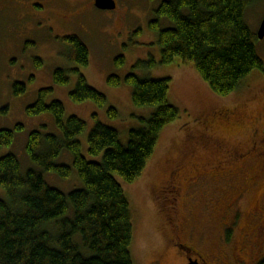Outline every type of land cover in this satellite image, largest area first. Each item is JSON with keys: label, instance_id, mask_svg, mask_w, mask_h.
I'll use <instances>...</instances> for the list:
<instances>
[{"label": "rangeland", "instance_id": "1", "mask_svg": "<svg viewBox=\"0 0 264 264\" xmlns=\"http://www.w3.org/2000/svg\"><path fill=\"white\" fill-rule=\"evenodd\" d=\"M117 1L118 9L114 11L97 10L89 4L82 6L78 9L79 17L70 23L57 21L53 24L54 33H47L48 28L43 26V29H47L46 33L38 40L36 47L21 55H25V60L22 59L24 62L12 66L6 61L4 70L7 73L5 77H0V83L5 84L0 91V130H14L15 141L14 149L13 146L0 147V158L8 154L15 155L13 149L26 163L23 148L29 134L41 126H48L45 132L55 133L50 115L30 117L27 113L28 107L38 100L39 92L50 89L52 92L46 99L47 103L62 102L66 120L75 116L87 124V130L79 138L82 153L87 159L100 162L101 158H91L88 153V136L97 122L115 129L121 143L127 146L129 133L140 129L143 126L141 119H148L154 113V109L140 108L133 103V89L125 78L135 72L140 78L170 79L169 104L180 110V117L165 127L152 159L135 184H126L117 179L131 208L133 263L186 264L181 251L169 245L171 233L167 225L169 221L166 223L165 217L171 220L175 216L168 209V201L173 199L178 200L177 216L186 217L191 230L188 234L190 239L186 240L198 252L201 251L209 264L257 263L264 255V75L254 74L230 97H217L192 66L177 60L169 66L160 65L158 34L150 29V23L155 19L152 18V12L161 0H134L132 3ZM16 15L15 6L0 1V20H11V23L0 22V32L2 27L11 31L18 25L14 23ZM263 20L264 0H259L246 12V22L251 31L257 34ZM38 27H41L38 23L29 24L31 30ZM161 28H165V21H161ZM70 36L80 39L89 51V65L81 67L79 73L89 86L107 98L105 107L93 102L75 103L71 100L70 94L76 89L79 80V73L73 69L79 68L70 63L71 51L63 40ZM2 38L0 33V40ZM15 43L16 38L6 42L8 54ZM37 47L39 49L35 51ZM256 50L264 61V40L256 42ZM31 55L42 62L41 69L28 60ZM121 57L125 58L124 62H119ZM150 59L157 63L154 68L144 64ZM139 63L143 65L138 67ZM57 70L69 73L67 85L60 86L54 82ZM113 76L122 79L120 86L110 85L109 79ZM33 77L34 81L31 82ZM16 83L26 85L25 94L21 97L14 94ZM111 108L117 111V117L110 116ZM235 108L234 115L227 116L225 122L215 123L210 128L209 118L214 112ZM6 109L7 114H2ZM202 120L206 121L204 127L211 133L205 137L204 147L210 138L212 144L218 139L223 140L228 148H233L229 150L230 153L240 145L249 150L254 144L252 136L257 135V149L253 155L233 157L234 160H231L229 153L223 152L219 161L208 163L204 161L208 152L200 156L195 153V158L189 159L194 162L191 171L185 172L183 176L181 173L172 180L183 186L181 195H170L163 189L171 185L166 183L171 172L170 166L184 163L183 155L188 148L185 141L189 135L201 134L197 130L203 131L199 123ZM19 124L23 129L16 131V125ZM194 140L192 144L197 142L198 147L199 140ZM18 148L22 150L21 153ZM59 162L72 166L70 156ZM189 181H192L191 184ZM55 185V188L68 194L80 185L77 172L74 170L67 181L56 178ZM6 198L0 187V199ZM165 224L169 230L165 229ZM231 227L234 229L232 237L227 240L225 234Z\"/></svg>", "mask_w": 264, "mask_h": 264}, {"label": "trees", "instance_id": "2", "mask_svg": "<svg viewBox=\"0 0 264 264\" xmlns=\"http://www.w3.org/2000/svg\"><path fill=\"white\" fill-rule=\"evenodd\" d=\"M258 1L161 0L152 12L155 19L150 23V29L158 34L160 65L169 66L177 60L192 66L217 97L227 98L235 94L254 74L264 75V61L256 50V42L260 40L246 22V12ZM80 8L75 10L79 13ZM161 21H165L163 29ZM0 22L11 23V20ZM14 23L18 25L13 30L6 31L2 27L0 32L3 36L0 40L2 78L7 73L4 70L6 61L8 65H18L25 60V55H21L39 44L38 40L47 31L43 26L48 28L47 33L55 32L49 30L53 26L48 24H38L41 27L31 30L29 24H33L32 21ZM13 37L16 38L15 47L8 54L6 42L15 39ZM63 40L71 51L70 63L79 68L73 71L79 73L81 67L89 65V51L77 37ZM37 49L39 47L35 51ZM35 58L31 55L28 60L41 69L42 62ZM124 59L119 58V62ZM154 59L144 64L154 68L157 64ZM142 65L139 63L138 67ZM125 80L132 86L133 103L140 108L154 109V113L148 119H141L143 126L140 129L129 133L127 146L121 143L115 129L97 122L88 136V153L91 158H101L100 162L91 161L82 153L79 138L87 130V124L75 116L66 120L62 102L47 103L52 92L50 89L39 92L38 100L28 107L27 113L30 117L50 115L56 130L47 133L48 126H41L29 134L23 148L26 163L13 151L15 131L0 130V147L13 146L12 152L15 153L0 158V187L7 196L0 199V264H134L131 208L117 179L131 185L141 178L155 153L160 135L165 127L178 120L180 110L169 104L170 79L140 78L133 72ZM33 81L34 77L31 78ZM54 82L67 85L69 73L57 70ZM109 83L117 87L122 84V79L113 76ZM14 85L15 96H23L26 85ZM2 86L5 84L0 83V91ZM70 97L75 103L93 102L99 107L108 103L107 98L89 86L80 73L77 87ZM230 110L214 112L209 118L210 128L234 115ZM7 112L6 109L2 114ZM109 114L113 118L118 116L113 108L109 109ZM202 121L199 123L205 122ZM22 129L20 124L16 125V131ZM197 132L201 134H193V138L189 135L191 141L185 142L188 148L183 156L186 160L183 164L171 165L169 177L174 178L180 171H191L194 162L189 159L195 158V153L200 156L208 152L204 158L207 163L219 161L223 152L229 153L234 160L233 157L251 152L253 155L259 144L257 135H254L251 138L254 144L249 150L240 145L230 153L233 148H228L219 139L204 147L205 137L211 135L208 128ZM195 138L199 140L198 147L197 142L192 144ZM69 156L72 166L59 162ZM74 170L78 174V187L68 194L54 187L56 178L67 181ZM175 216L167 225H175ZM233 230L231 227L226 232L227 240L231 239ZM170 233L174 240V232ZM255 264H264V255Z\"/></svg>", "mask_w": 264, "mask_h": 264}, {"label": "flooded vegetation", "instance_id": "3", "mask_svg": "<svg viewBox=\"0 0 264 264\" xmlns=\"http://www.w3.org/2000/svg\"><path fill=\"white\" fill-rule=\"evenodd\" d=\"M0 1L3 3H11L13 6H15L17 10V15L15 16L14 21L20 22L22 20L24 21L27 20V21H32L33 23H38L39 25L42 24L53 25L57 21L63 23H70L71 21L79 17V13L75 9L88 4L91 6H95L96 3L95 0H0ZM125 1L128 3L134 2V0H125ZM115 2L117 4V9H118V1L115 0ZM52 29L55 30L54 27H52ZM236 109L237 108L231 109L230 111ZM200 125L203 126V130L207 128L204 127L206 126V121ZM190 139L188 136L187 142L190 141ZM207 143L211 144L210 141H208ZM250 155H252V152L250 153ZM242 157L245 156L243 155ZM184 158L186 160V157ZM239 158H241V156ZM181 173L183 176L185 171L184 172L180 171L175 177L179 176ZM169 176L170 175L167 176L168 180L166 181V183L171 185L163 189L167 190L170 195L173 194L181 195L183 191V186H181V184L179 185L175 181H172L175 177L173 178ZM191 182L189 181V184H191ZM169 188H171V191H169ZM177 202H178L177 199L168 201L169 205L171 204V207L169 209L170 214H171V210L173 214L174 213L177 214ZM168 221H170V219L166 216L165 222L167 223ZM165 229L169 230V226H166V224H165ZM169 231L174 232L175 235V239L173 240V237L171 236L172 234H170L169 245L173 246L176 250L181 251V253L183 254L186 260V264H209L205 260V257L202 254H200L190 242L186 240V239H190V235L188 234L191 233V230L188 227V222L185 221V218L183 216L181 215L177 216L175 225L173 227L170 226Z\"/></svg>", "mask_w": 264, "mask_h": 264}, {"label": "water", "instance_id": "4", "mask_svg": "<svg viewBox=\"0 0 264 264\" xmlns=\"http://www.w3.org/2000/svg\"><path fill=\"white\" fill-rule=\"evenodd\" d=\"M95 6L101 11H114L116 9V3L114 0H95ZM258 39L264 40V20L257 32Z\"/></svg>", "mask_w": 264, "mask_h": 264}]
</instances>
